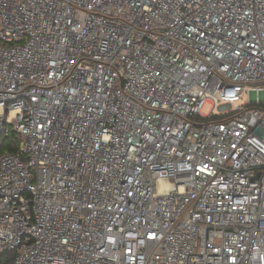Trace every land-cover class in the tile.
Masks as SVG:
<instances>
[{"label":"built area","instance_id":"obj_1","mask_svg":"<svg viewBox=\"0 0 264 264\" xmlns=\"http://www.w3.org/2000/svg\"><path fill=\"white\" fill-rule=\"evenodd\" d=\"M3 135L14 264H264V0H0Z\"/></svg>","mask_w":264,"mask_h":264},{"label":"trees","instance_id":"obj_2","mask_svg":"<svg viewBox=\"0 0 264 264\" xmlns=\"http://www.w3.org/2000/svg\"><path fill=\"white\" fill-rule=\"evenodd\" d=\"M18 144H19V140L17 142H11L10 140L4 141V143L0 146V154L2 150L15 152L18 148ZM15 255H16L15 250H11L8 253H0V264H14Z\"/></svg>","mask_w":264,"mask_h":264},{"label":"rangeland","instance_id":"obj_3","mask_svg":"<svg viewBox=\"0 0 264 264\" xmlns=\"http://www.w3.org/2000/svg\"><path fill=\"white\" fill-rule=\"evenodd\" d=\"M211 107H212V105H210V104H206L205 106H204V108L202 109V111L204 112V113H208V111H209V109H211ZM232 107V105L231 104H226V105H220V106H217L216 108H215V111L216 110H218V111H222L223 109H225V108H228V109H230ZM8 127H9V129H13V125H8ZM6 140H10L11 142H17L18 140H17V136L16 135H13L12 137H10V138H7L5 135H3V136H1L0 137V146L4 143V141H6ZM2 152H4V150H2ZM1 152V153H2Z\"/></svg>","mask_w":264,"mask_h":264},{"label":"water","instance_id":"obj_4","mask_svg":"<svg viewBox=\"0 0 264 264\" xmlns=\"http://www.w3.org/2000/svg\"><path fill=\"white\" fill-rule=\"evenodd\" d=\"M4 253H8V250L4 251Z\"/></svg>","mask_w":264,"mask_h":264}]
</instances>
